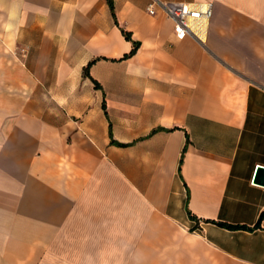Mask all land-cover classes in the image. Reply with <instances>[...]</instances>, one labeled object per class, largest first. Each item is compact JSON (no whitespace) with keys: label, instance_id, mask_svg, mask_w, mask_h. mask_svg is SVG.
<instances>
[{"label":"crops","instance_id":"0c3cea01","mask_svg":"<svg viewBox=\"0 0 264 264\" xmlns=\"http://www.w3.org/2000/svg\"><path fill=\"white\" fill-rule=\"evenodd\" d=\"M162 1L0 0V264H264V0Z\"/></svg>","mask_w":264,"mask_h":264},{"label":"built area","instance_id":"2783aa9c","mask_svg":"<svg viewBox=\"0 0 264 264\" xmlns=\"http://www.w3.org/2000/svg\"><path fill=\"white\" fill-rule=\"evenodd\" d=\"M157 11H161L171 21L177 40L190 37L202 41L206 24L211 17L212 5L149 0L146 7L147 14L155 16Z\"/></svg>","mask_w":264,"mask_h":264},{"label":"trees","instance_id":"16d2710c","mask_svg":"<svg viewBox=\"0 0 264 264\" xmlns=\"http://www.w3.org/2000/svg\"><path fill=\"white\" fill-rule=\"evenodd\" d=\"M107 4H108V7H109V9H110L111 15H112L113 18L115 19V14H114V8H113L112 0H107ZM116 23H117V22H116ZM121 33L123 34V36H124V38H125L126 40H128V41H130V42L132 43V49L130 50V52H129L128 54L124 55V56L120 59V60H123V59H126V58H129V57L133 56V55L136 53V51H137V49H138V47H139V44H138L137 42L132 41V39H131V34H130V33L126 32V31H124V30H122V29H121ZM95 61H96V59L90 61V62L87 64V66H86V67L84 68V70H83L84 75H86V76L89 77V68H90V66H91ZM94 83H95L96 87L99 86L97 82L94 81ZM103 108H104V110H105V103H103ZM112 142H114V141H112ZM184 149H185V148H184ZM184 149L182 150V153H181V155H180V159H179V162H178V169H177V171H178L179 176H180V174H181V165H182V161H183V152H184ZM187 213H188V216L191 218V220L196 221V225L199 224V221L196 220V219H194L193 216L190 214V212H189L188 210H187Z\"/></svg>","mask_w":264,"mask_h":264},{"label":"water","instance_id":"95a60500","mask_svg":"<svg viewBox=\"0 0 264 264\" xmlns=\"http://www.w3.org/2000/svg\"><path fill=\"white\" fill-rule=\"evenodd\" d=\"M255 183L264 186V169L259 168L256 173Z\"/></svg>","mask_w":264,"mask_h":264}]
</instances>
